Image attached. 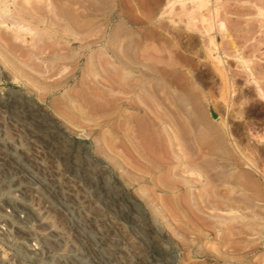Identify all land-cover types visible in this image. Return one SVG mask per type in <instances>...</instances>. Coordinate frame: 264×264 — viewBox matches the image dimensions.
<instances>
[{
	"label": "rangeland",
	"instance_id": "obj_1",
	"mask_svg": "<svg viewBox=\"0 0 264 264\" xmlns=\"http://www.w3.org/2000/svg\"><path fill=\"white\" fill-rule=\"evenodd\" d=\"M0 5V146L31 162L39 189L27 202L43 223L41 233H22L41 250L23 243L18 264H264V207L253 189L237 188L242 218L213 206L243 171L235 149L215 146L224 141L221 125L206 116L211 101L223 115L230 106L232 140L264 166V0ZM193 98L199 125L188 115ZM211 127L219 131L209 137ZM197 149L220 170L215 182L185 183ZM244 238L257 246L240 247Z\"/></svg>",
	"mask_w": 264,
	"mask_h": 264
},
{
	"label": "bare ground",
	"instance_id": "obj_2",
	"mask_svg": "<svg viewBox=\"0 0 264 264\" xmlns=\"http://www.w3.org/2000/svg\"><path fill=\"white\" fill-rule=\"evenodd\" d=\"M47 1V0H46ZM1 6V5H0ZM4 9V8H3ZM5 10V9H4ZM1 11H3V10H1ZM9 12V11H8ZM2 15V14H1ZM221 25H222V27H224V22H222L221 23ZM19 28V27H18ZM17 28V29H18ZM19 30V29H18ZM91 31V30H90ZM194 76V75H193ZM257 82V81H256ZM255 82V83H256ZM196 83V82H195ZM258 88H257V90H258V92H259V96H261L262 98H263V100H264V90L260 87V86H257ZM236 89V88H235ZM234 89V90H235ZM227 90V89H226ZM148 91V90H147ZM195 92V91H194ZM193 92V93H194ZM193 93H191V94H193ZM194 95V94H193ZM204 95V94H203ZM210 96V95H209ZM224 96V95H223ZM191 97H194V96H190V98ZM195 97H197V96H195ZM225 98V97H224ZM153 100V99H152ZM226 100V99H225ZM158 102V101H157ZM182 102V101H181ZM212 102V101H211ZM209 102L207 105L209 106V115H206L207 117L209 116V118L211 117L212 119H213V121L215 120V121H218L219 123H220V125H221V131H222V136L221 137H223L224 138V141H222L221 139H220V141L219 142H223L221 145H217V144H215V146H219L220 147V149H230V151H231V149H235L234 150V152L235 153H237V155H238V162H237V168H239L240 170H242L243 171V174H242V172L240 173V174H242L243 176H241V181H240V183L239 182H237V181H239V179L238 180H236V179H234L235 177H233V175H234V173L232 174V172L231 171H229V174H230V172H231V175H232V177H233V179L235 180H233L234 182H233V186L231 187V185H230V189H228L227 190V193L225 194L224 193V197L223 198H220L219 197V199L218 200H216V201H214L215 203L217 202V205H213V206H217V207H215V208H225V209H227L228 210V214H230V215H228L229 216V218H235V219H239L241 216H243V215H240V214H237V211H238V209H240L239 207L241 206L240 205V197L239 196H237V193L240 191L241 192V190H240V188H239V191H238V187L240 186V187H242L243 188V190L242 191H247V189L248 188H250V190H252L253 192H252V194H251V192L250 193H247V192H249V191H247L246 193L247 194H249V196H250V194L253 196H251L252 197V199L253 198H255V201H256V204H257V206H258V209H261L262 210V208L264 207V204H263V201H264V188L262 187V184H261V182H260V178H257L256 176H259V177H261V178H264V166H262V165H260V163L256 160V158H254V157H256L255 155H254V157H253V155H248V154H246V152L244 151V149L245 148H243V147H241L238 143H236V142H234L233 140H232V137H234L233 136V134H232V130H231V127H233L232 125H231V127H230V125H229V116L231 115V112H230V115H229V110H230V106H228L227 105V107H225L226 109H227V111L226 112H224V110H223V113H225L224 115L223 114H220L219 112H222V111H219L218 112V109H217V111L214 109V107H213V104L212 103H214V102ZM154 103V102H153ZM174 103V102H173ZM183 103H185V102H183ZM177 104V103H176ZM186 104H187V102H186ZM189 104H190V112H189V114L188 115H190L191 114V120L194 122V123H198V125H199V122H200V120H203L202 118H203V115H202V110H201V108L198 106L199 104H200V102H197V100L195 99V98H193L192 100H190V102H189ZM188 104V105H189ZM198 104V105H197ZM223 104V103H222ZM229 104V103H228ZM233 104V103H232ZM232 104H231V106H232ZM166 105V104H165ZM179 105V104H178ZM203 105V103H201V106ZM155 106V105H154ZM156 106H158V103H157V105ZM180 106V105H179ZM225 106V105H224ZM176 107V106H175ZM185 107V106H184ZM189 107V106H188ZM217 107V106H216ZM232 107H234V105L232 106ZM231 107V108H232ZM160 108V107H159ZM164 108H166V107H164ZM168 108V107H167ZM181 108V107H180ZM224 108V107H223ZM153 109V108H152ZM184 109V108H183ZM189 109V108H188ZM219 109H220V107H219ZM167 110V109H166ZM175 110V109H174ZM186 110H187V108H186ZM204 111H205V109H203ZM220 110H222V109H220ZM231 110H233V109H231ZM155 111H157L156 110V107H155ZM160 111V110H159ZM167 111H169V110H167ZM188 111V110H187ZM202 112V113H201ZM158 113V112H157ZM169 113V112H168ZM166 114V115H169V114ZM172 113V112H171ZM205 113H208L207 112V110H206V112ZM205 113H204V115H205ZM149 114V113H148ZM165 115V114H164ZM174 115V114H173ZM240 117H241V115H240ZM167 118V117H166ZM164 119V118H163ZM170 119V118H169ZM175 119V118H174ZM167 120V119H166ZM171 120V119H170ZM208 120V119H207ZM210 121H211V119H209ZM208 120V121H209ZM189 121V120H188ZM213 121L211 122V124L213 123ZM160 122V121H159ZM204 122H205V120H204ZM204 122H201V123H204ZM161 124V123H160ZM190 124H191V122H190ZM206 124V123H205ZM208 124V123H207ZM236 125V124H235ZM169 126V125H168ZM204 126V125H203ZM210 126V125H209ZM208 126V127H209ZM217 127L219 126V125H216ZM166 127V126H165ZM201 127H202V125H201ZM207 127V126H206ZM205 127V129H207ZM214 127V126H213ZM213 127H211L210 129H209V137L211 136H213V133H214V135H215V133L217 132L216 130H215V128L218 130V128L217 127H215V128H213ZM237 127V126H236ZM243 128H244V126H242ZM204 128V127H203ZM155 129H157V128H155ZM163 129V128H162ZM176 129V128H175ZM194 129V128H193ZM195 129H196V126H195ZM198 129H201V128H198ZM220 129V128H219ZM233 129V128H232ZM239 129V128H238ZM181 130V129H180ZM235 130V129H234ZM243 130V129H242ZM159 131V130H158ZM170 131V130H169ZM196 131V130H195ZM216 131V132H215ZM219 131V130H218ZM220 131V132H221ZM171 132V131H170ZM179 132V131H178ZM208 132V131H207ZM220 132H218V133H220ZM237 132V131H236ZM201 133V132H200ZM204 133H206V131L204 132L203 131V134ZM218 133L216 134V135H218ZM238 133H241V132H238ZM165 134V133H164ZM167 134V133H166ZM208 134H207V136H208ZM188 135H190V134H187V136ZM196 135V134H195ZM199 135V134H198ZM239 135V134H238ZM185 136V135H184ZM219 136V135H218ZM241 136V135H240ZM186 137V136H185ZM206 137V136H205ZM217 137V136H216ZM238 137V136H237ZM242 137V136H241ZM261 137V136H260ZM175 138V137H174ZM181 138V137H180ZM199 138V137H198ZM207 138V137H206ZM218 138H220V136L218 137ZM217 138V139H218ZM235 138V137H234ZM245 138V137H244ZM248 138V137H247ZM182 139V138H181ZM180 139V140H181ZM190 139V138H189ZM197 139V138H196ZM201 139V138H200ZM215 139V138H214ZM237 139V138H236ZM242 139V138H241ZM240 139V140H241ZM263 140H264V138H262ZM210 140V139H209ZM211 140H213V138L211 139ZM232 140V141H231ZM239 140V139H238ZM249 140V139H248ZM174 141V140H173ZM175 141H177V140H175ZM189 141V140H188ZM207 141V140H206ZM259 141V140H258ZM183 142V141H182ZM181 142V143H182ZM212 142V141H211ZM215 142V141H214ZM244 143H246V142H244ZM260 143V142H259ZM199 144H201V142L199 143ZM210 144V143H209ZM212 145H213V142L211 143ZM210 144V145H211ZM247 144V143H246ZM188 145V144H187ZM248 145V144H247ZM247 145H245L246 146V148H248V146ZM259 145V144H258ZM257 145V146H258ZM264 145V144H263ZM192 146V145H191ZM208 146V147H207ZM244 146V147H245ZM252 146H254V145H252ZM250 144H249V147H252ZM255 146H256V144H255ZM254 146V148L256 149V147ZM174 147V146H173ZM209 148L210 146L206 143L205 144V146L203 145V147L202 148ZM262 147V146H261ZM184 148V147H183ZM207 148H206V150H207ZM253 148V147H252ZM253 148V149H254ZM259 147H257V149H258ZM191 149V148H190ZM211 149V148H210ZM214 149H216V148H214ZM250 149V148H249ZM254 149V150H255ZM261 149V148H260ZM263 149V148H262ZM175 150V149H174ZM192 150V149H191ZM197 150H199V149H197ZM201 150V151H200ZM199 151H200V154L198 153V151H197V155H195V157L196 156H198V157H196V158H194V161L196 162V165H194V166H192V164H190L189 162H188V164L186 165V169L187 170H185V173H188L190 176H185L186 177V184H187V182L188 183H190V181L191 180H193V179H196L197 181H199V182H203L204 183V181H205V183L206 182H212L213 183V181L215 182L216 180H218L217 178H215V173H217V175H218V171L220 172V170H218V169H216V168H211V166L209 167V165H207L208 163H210L211 164V162L210 161H208V160H211V159H208V152L205 150V149H200ZM212 150H213V147H212ZM211 150V151H212ZM251 150V149H250ZM171 151V150H170ZM176 151H178V150H176ZM182 151H184V150H182ZM210 151V150H209ZM215 151V150H214ZM229 151V152H230ZM175 152V151H174ZM189 152V151H188ZM194 152V151H193ZM248 152H249V150H248ZM181 153V152H180ZM255 154V151L254 152H252V154ZM257 153V152H256ZM187 154V153H186ZM194 154V153H193ZM211 154V153H210ZM188 155H190L189 153H188ZM221 155V153H219L218 154V158H219V156ZM223 155V154H222ZM225 155V158H226V154H224ZM223 155V156H224ZM228 155H230V154H228ZM216 156V155H215ZM232 156V155H231ZM234 156V155H233ZM212 157V156H211ZM222 157V156H221ZM228 157V156H227ZM230 157V156H229ZM236 157V156H235ZM234 158V157H233ZM260 158V157H259ZM192 159V158H191ZM229 159V158H228ZM231 159V158H230ZM235 159H237V158H235ZM174 160V159H173ZM190 160V159H189ZM188 160V161H189ZM214 160H216V158L214 159ZM213 160V161H214ZM232 160V159H231ZM221 161V160H220ZM228 161V160H227ZM226 161V162H227ZM234 161V160H233ZM171 162H173V161H171ZM186 162V161H185ZM208 162V163H207ZM218 162V161H217ZM226 162L224 163V164H226ZM229 162V161H228ZM262 162V161H261ZM183 163V162H182ZM193 163V162H192ZM214 163H215V161H214ZM213 163V164H214ZM222 163H223V161H222ZM175 164V163H174ZM230 164V163H229ZM264 165V164H263ZM228 166V165H227ZM235 166V165H234ZM233 166V167H234ZM223 167V166H222ZM178 169V168H177ZM182 169V168H181ZM221 169V168H220ZM238 169V170H239ZM179 170L180 169H178V172H179ZM183 170V171H184ZM222 170V169H221ZM226 170H231V168H229V169H225V171ZM233 170V169H232ZM237 170V169H236ZM234 172V171H233ZM236 172V171H235ZM170 173V172H169ZM225 173V172H224ZM239 173V172H238ZM174 174V173H173ZM212 174H214L213 175V177H212ZM226 174V173H225ZM228 174V175H229ZM171 175H172V173H171ZM184 175V174H183ZM223 175V174H222ZM228 175H226L227 177H228ZM237 175V174H236ZM192 176H194V177H192ZM231 177V176H230ZM174 178V177H173ZM236 178H239V176H237ZM226 179H228V180H230V178H226ZM243 179H244V181H243ZM221 180H224V179H221ZM263 180V179H262ZM176 181V180H175ZM181 181V180H180ZM193 182H194V180H193ZM196 182V181H195ZM236 182L238 183V184H236ZM247 182H249V183H251V182H253V185H254V187L255 188H252L251 187V185H249V187H247L248 186V184H247V186H246V183ZM222 183V182H221ZM220 183V184H221ZM180 184H181V182H180ZM173 185H175V184H173ZM178 185V184H177ZM214 185V184H213ZM216 185H217V183H216ZM238 185V186H237ZM179 186V185H178ZM183 186V185H182ZM203 186V185H202ZM207 186V185H206ZM174 187V186H173ZM208 187V186H207ZM206 187V188H207ZM209 188V187H208ZM218 188V187H217ZM241 188V189H242ZM174 189V188H173ZM188 189V188H187ZM209 189H211V188H209ZM208 189V190H209ZM212 189H213V187H212ZM223 189V188H222ZM204 190H205V188H204ZM249 190V189H248ZM217 191H218V189H217ZM220 191V190H219ZM226 191V190H225ZM213 192V191H212ZM211 192V193H212ZM203 194V193H202ZM218 193H216V195H217ZM204 195V194H203ZM245 196V195H244ZM249 196H247V197H249ZM188 197H189V195H188ZM200 197V196H199ZM213 197V196H212ZM214 199L216 198L215 196L213 197ZM206 199V198H205ZM250 199V198H249ZM190 200V199H189ZM200 200V199H199ZM203 200V199H202ZM207 200H209L208 198H207ZM242 200V199H241ZM204 201V200H203ZM206 201V200H205ZM245 201V200H244ZM251 201V200H250ZM208 202V201H207ZM210 202V201H209ZM249 202V201H248ZM211 203V202H210ZM247 203V202H246ZM253 203V202H252ZM201 205V204H200ZM248 205H249V203H248ZM251 205H253V204H251ZM251 205H249V206H251ZM212 206V207H213ZM242 206H243V203H242ZM245 206V205H244ZM254 206V205H253ZM204 207V206H203ZM252 207V206H251ZM221 208V209H222ZM256 208V207H255ZM245 209V208H244ZM243 209V210H244ZM246 210V209H245ZM244 210V211H245ZM261 210H255L256 212H259V211H261ZM248 212V211H247ZM252 212H253V210H252ZM239 213V212H238ZM219 214H220V212H219ZM242 214V213H241ZM245 214H246V212H245ZM247 214H249V212L247 213ZM262 214H264V211H263V213ZM225 215H227V214H225ZM251 214H249L248 216H250ZM253 215V214H252ZM223 217H226V216H224V215H222ZM231 216V217H230ZM245 216V218H246V220H248V218H247V215H244ZM222 217V218H223ZM253 217V216H252ZM260 217V216H259ZM228 218V217H227ZM242 218V217H241ZM251 218V217H250ZM232 219V220H233ZM244 219V218H243ZM228 220V219H227ZM232 220H230V221H232ZM245 220V219H244ZM244 220H243V222H244ZM254 220H255V218H254ZM229 221V222H230ZM234 221H236V220H234ZM256 221V220H255ZM204 222H205V220H204ZM217 222V221H216ZM242 222V221H241ZM250 222V221H249ZM251 222H252V219H251ZM254 222V221H253ZM207 223V222H206ZM225 223V222H224ZM227 223H228V221H227ZM223 224V223H222ZM234 224H235V222H234ZM250 224V223H249ZM253 224V223H252ZM261 224V223H260ZM231 225V224H230ZM244 225H245V223H244ZM216 226H218L217 224H216ZM221 226V225H220ZM226 226V225H225ZM228 226V225H227ZM235 226V225H234ZM238 226H240V225H238ZM247 226H248V224H247ZM219 227V226H218ZM232 227V226H231ZM255 227V226H254ZM253 227V228H254ZM237 228V227H236ZM242 228V227H241ZM261 228V227H260ZM238 229V228H237ZM243 229H244V227H243ZM243 229H242V231H243ZM234 230V229H233ZM236 230V229H235ZM248 230V232H249V229H247ZM255 230V229H254ZM257 230V229H256ZM246 231V230H245ZM258 231V230H257ZM260 231V230H259ZM244 232V231H243ZM252 232V231H251ZM226 233V232H225ZM237 233H238V231H237ZM240 233H241V231H240ZM247 233V232H246ZM232 234V233H231ZM240 235V234H239ZM249 235V234H248ZM241 236V235H240ZM251 236V235H250ZM252 236H253V234H252ZM245 237V236H244ZM258 237V236H257ZM239 238V237H238ZM255 238V237H254ZM261 238V237H260ZM222 239H223V235H222ZM225 239V238H224ZM228 239V238H227ZM233 239V238H232ZM235 239V238H234ZM248 239V238H247ZM247 239H245L244 238V240L243 239H241L240 241H237V243H238V245L240 246V247H242L243 248V246L245 247V246H251V244L252 243H254L250 238V240L251 241H249V239L247 240ZM256 239V238H255ZM230 240V239H229ZM230 241H232V240H230ZM234 242H236V241H234ZM257 242V241H256ZM219 244V243H218ZM241 245H243V246H241ZM236 246H237V244H236ZM254 246H257L255 243H254ZM234 247V246H233ZM237 248H238V246H237ZM247 249V248H246ZM257 249V248H256ZM251 250V249H250ZM170 262V261H169Z\"/></svg>",
	"mask_w": 264,
	"mask_h": 264
},
{
	"label": "built area",
	"instance_id": "obj_3",
	"mask_svg": "<svg viewBox=\"0 0 264 264\" xmlns=\"http://www.w3.org/2000/svg\"><path fill=\"white\" fill-rule=\"evenodd\" d=\"M0 91V100H1ZM31 162L17 149L0 146V264H18L23 243L38 255L41 242L32 238L23 240L22 233H41V216L28 204V194L37 191L38 185L29 176ZM35 256H31V260Z\"/></svg>",
	"mask_w": 264,
	"mask_h": 264
},
{
	"label": "crops",
	"instance_id": "obj_4",
	"mask_svg": "<svg viewBox=\"0 0 264 264\" xmlns=\"http://www.w3.org/2000/svg\"><path fill=\"white\" fill-rule=\"evenodd\" d=\"M154 33H155V41H156V43L157 42H160L162 44L164 38H163V33L161 31H159V26H157V25L154 26ZM158 52H160V54L159 53H156V57H159L160 56L162 58L163 57V54H162V45H161L160 49H158ZM174 62H175L174 60H171V64H173Z\"/></svg>",
	"mask_w": 264,
	"mask_h": 264
}]
</instances>
